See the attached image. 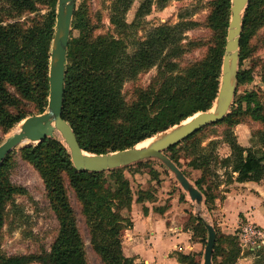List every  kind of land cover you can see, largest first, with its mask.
<instances>
[{"label":"trees","instance_id":"trees-1","mask_svg":"<svg viewBox=\"0 0 264 264\" xmlns=\"http://www.w3.org/2000/svg\"><path fill=\"white\" fill-rule=\"evenodd\" d=\"M3 1L10 9L5 11L0 5V130L7 133L27 116L40 114L47 107L48 66L57 0ZM132 1L112 2L109 21L118 34L127 33L131 27L139 28L152 4V0H144L135 13V20L127 23L123 15ZM168 1L158 2L163 8ZM39 2L50 8L49 16L44 15L27 26L16 21L5 22L8 17L34 12ZM210 5L206 21L212 30L211 43L188 40L185 32L198 23L180 15L178 22L163 23L150 29L144 39L129 41L133 44L131 52L121 37L92 38L93 28L81 14L74 12L72 28L78 29L79 34L77 37L70 35L69 39L62 117L72 127L82 150L102 154L132 147L188 120L199 111L211 109L219 88L231 0H211ZM263 26L264 0H249L242 18L237 78L244 75L246 80H251L249 73L241 70V62L249 53L251 38ZM72 43L76 51L70 54ZM204 44L207 45L205 54L201 58L194 57L193 52ZM187 54L192 59L185 61ZM152 68L155 73L148 84L135 85L134 99L127 100L123 84L134 82L139 73ZM261 79L264 82V69ZM246 120L262 125L256 131L259 146L243 147L237 142L233 129ZM217 125L223 127L220 134L230 148V155L223 158L214 150H207V145H201L206 137L202 135L204 130ZM179 150L194 164L193 168L200 171L195 185L204 196V204L211 209L216 199H223L218 187L221 181L210 186L205 180L206 175L219 177L217 166L224 169L226 183L259 182L264 178V105L255 93L235 97L222 120L199 129L165 151L181 168ZM16 154L30 163L42 179L58 221V231L49 250L19 255L0 251V264H88L66 183L80 204L92 251L101 263L133 264V258L126 256L122 249V232L132 226L125 211L133 202L124 170L140 161L104 172L78 171L68 149L58 138H47L13 150L0 165V235L6 206L13 203L14 195L26 192L9 179ZM138 199L145 202L151 195L140 191ZM143 210L147 212L145 206ZM159 212L163 209L159 208ZM193 220L191 228L185 225L184 230H192V236H201L199 238L206 244L204 220L199 217ZM172 254L179 264H200L193 253L175 250ZM249 255L255 259L253 264H264L263 248L243 250L237 233L226 234L222 242L215 244L212 261L214 264H235L241 256Z\"/></svg>","mask_w":264,"mask_h":264},{"label":"rangeland","instance_id":"rangeland-1","mask_svg":"<svg viewBox=\"0 0 264 264\" xmlns=\"http://www.w3.org/2000/svg\"><path fill=\"white\" fill-rule=\"evenodd\" d=\"M143 1H132L128 10L123 15L127 23H132L135 20V13ZM158 1L152 0L150 10L141 20L140 27L137 29H132L131 27L125 34H118L110 24L109 17L113 0H75L74 12L77 11L81 14L90 24L89 26L93 28L92 38L103 35H113L115 38L121 37L122 41L127 43V50L130 52L133 50V44H130L129 41L144 39L150 29L163 23L174 24L178 22L180 15L198 23L196 27L185 32L188 40H199L202 43L210 41L211 43L212 30L207 26L206 21L211 8V0H169L163 8ZM0 5L3 6L5 11L10 9L3 0H0ZM56 9L57 5L55 6V15ZM50 13V8L46 4L39 2L34 12H24L21 15L8 17L5 19V22L16 21L27 26L36 20L39 21L44 15L49 16ZM78 34L79 30L72 28L71 36L77 37ZM252 38L249 42V53L245 54L241 62V70L248 72L251 80H246L243 77L244 75L237 78L233 100L235 97L239 98L243 95L255 93L259 101L264 105V82L261 79L264 69V26L259 28ZM69 49L70 54L76 51L74 43L70 45ZM206 49L207 45L204 44L193 52V56L201 58L205 54ZM184 59L185 61L191 60L192 57L187 54ZM154 73L155 68H152L151 70L139 73L134 82H132L133 80L125 82L122 89L125 98L127 100H133L134 86L139 85L140 87H144L148 84ZM242 105L246 107L245 102ZM247 122L242 123L246 125L250 132L246 137L247 141L245 143L248 146H259L256 131L257 129H261L262 125L249 120ZM235 128L236 126L233 129V133ZM222 129L223 127L219 125L207 128L202 134L203 136L206 135V137L201 143L202 146L207 145V150H214V153L220 158L225 157L224 155L230 152L228 143L225 142L220 134ZM18 130L19 124L7 133H3L0 130V140L3 141L9 134ZM55 136L59 140H62L59 133ZM235 137L238 142V136L235 135ZM18 149L19 147L16 150ZM177 155L180 157L181 169L187 173L188 179L195 185V179L199 177L200 171L194 169V164L189 163L184 158L182 150H179ZM218 167L215 169L219 171V177L206 175V185L214 186L217 181H221L220 184H222L226 180L224 171ZM105 175L107 176L108 174ZM124 175L129 180L133 193V202H140V205L147 204L150 208H153L158 218L170 222L173 221L175 225H182L183 228L185 225L191 228L190 225L194 221L193 218L197 217L196 214H199L205 222L210 223L215 228V244L222 242L226 234L237 233L240 227L246 225V223H251L247 222L242 216L237 220V224H234V220H231L229 217L223 219L216 211L215 206L211 209L206 207L204 204V196L201 204L199 206L196 205L181 188L173 173L157 159L150 158L149 161L145 159L141 160L129 169H125ZM9 179L13 184L22 186L26 192L14 195L13 203L6 206L5 222L0 235V251L7 255H19L37 253L42 249L49 250L57 235L58 221L46 196L42 179L33 166L18 154L14 155V163L9 172ZM262 185L264 187V178ZM66 187L70 203L74 208L77 226L84 240L87 262L88 264H102L100 259L92 251L88 228L80 212V204L67 183ZM140 191L144 193L148 192L151 195V199L145 201L143 204L138 199ZM232 191L235 192L234 189ZM259 200H262L261 197H259ZM254 206L264 216V204L259 203V205ZM159 208H162L163 212H159ZM255 220L262 225L261 228L264 231V219L258 216ZM197 237L192 236V230H189L187 238L182 241V248L187 253H193L197 261L202 264L205 244L201 240L202 238H199L201 236ZM204 238L207 239V231L204 234ZM166 249L169 248L167 247ZM172 255L171 253L170 256L172 257ZM219 259H221L220 256ZM254 260V257L251 255L241 256L235 264H253Z\"/></svg>","mask_w":264,"mask_h":264},{"label":"water","instance_id":"water-1","mask_svg":"<svg viewBox=\"0 0 264 264\" xmlns=\"http://www.w3.org/2000/svg\"><path fill=\"white\" fill-rule=\"evenodd\" d=\"M249 0H231L230 19L221 62L219 88L211 109L199 111L186 122H180L154 136L146 145L128 147L113 152L92 154L81 149L70 124L62 117L66 57L72 30L75 0H57L54 34L48 66L49 94L46 110L30 115L19 123V130L9 134L0 143V165L13 150L36 144L47 138L60 140L68 149L71 162L78 171L104 172L153 158L159 160L170 172L190 199L200 205L202 192L192 183L165 151L199 129L222 120L229 112L236 91L240 54L242 18ZM151 138V137H150ZM149 139V138H148ZM244 154H246L244 152ZM197 217L201 218L199 214ZM205 222V221H204ZM207 239L202 264H213L212 254L216 241L215 228L204 223Z\"/></svg>","mask_w":264,"mask_h":264},{"label":"crops","instance_id":"crops-1","mask_svg":"<svg viewBox=\"0 0 264 264\" xmlns=\"http://www.w3.org/2000/svg\"><path fill=\"white\" fill-rule=\"evenodd\" d=\"M234 133L238 136V143L243 147H247L245 141H247L246 137L250 132L246 125H236ZM229 155L230 152L224 156ZM222 170L224 171L223 168ZM217 173L220 175L219 171ZM235 175L236 173L233 177ZM262 182L263 179L259 182H222L218 187L222 191L223 199H216L214 205L220 217L223 219L229 217L234 220V224H237V220L242 216L247 222L262 227L256 222L255 218L260 216L261 219H264V216L254 206L259 205V203L264 204ZM259 197H261L262 202ZM142 203L144 204V202ZM144 206L147 208L146 213L143 210ZM125 214L130 216L132 226L122 233V249L126 256L133 258V264H179L170 254L175 250L187 253L182 248V241L187 238L189 231H185L182 225H175L173 221L158 218L153 208H150L147 204L140 205V202L130 204ZM167 247L169 249H166Z\"/></svg>","mask_w":264,"mask_h":264},{"label":"built area","instance_id":"built-area-1","mask_svg":"<svg viewBox=\"0 0 264 264\" xmlns=\"http://www.w3.org/2000/svg\"><path fill=\"white\" fill-rule=\"evenodd\" d=\"M243 250L247 248H263L264 251V231L254 223H246L237 231Z\"/></svg>","mask_w":264,"mask_h":264},{"label":"bare ground","instance_id":"bare-ground-1","mask_svg":"<svg viewBox=\"0 0 264 264\" xmlns=\"http://www.w3.org/2000/svg\"><path fill=\"white\" fill-rule=\"evenodd\" d=\"M189 119H190V117H189ZM188 119V120H189ZM188 120H185L184 122H186V121H188ZM57 134V132L55 133V135ZM149 141H151V140H149ZM149 141H145V142H141V143H139V144H137V146H143V145H146Z\"/></svg>","mask_w":264,"mask_h":264}]
</instances>
